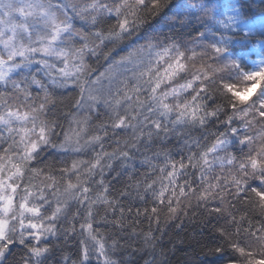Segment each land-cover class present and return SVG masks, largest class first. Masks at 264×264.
I'll list each match as a JSON object with an SVG mask.
<instances>
[{
  "label": "snow or ice",
  "instance_id": "1",
  "mask_svg": "<svg viewBox=\"0 0 264 264\" xmlns=\"http://www.w3.org/2000/svg\"><path fill=\"white\" fill-rule=\"evenodd\" d=\"M253 3L0 0V129L11 141L0 135V264H133L134 242L155 247L153 224L162 232L199 209L216 220L214 264H232L228 249L264 264V174L251 187L259 215L246 194L239 206L209 204L212 193L186 179L239 134L210 103L216 90L236 119L250 124L254 108L264 120V41L253 36L264 33V6L257 16ZM152 23L145 43L125 45ZM93 58L107 62L94 79ZM69 88L78 94L58 91ZM207 122L212 143L191 132ZM49 146L62 155L35 166Z\"/></svg>",
  "mask_w": 264,
  "mask_h": 264
},
{
  "label": "clouds",
  "instance_id": "2",
  "mask_svg": "<svg viewBox=\"0 0 264 264\" xmlns=\"http://www.w3.org/2000/svg\"><path fill=\"white\" fill-rule=\"evenodd\" d=\"M260 15V9L255 13ZM156 30V24H149L143 31L137 35L135 32L127 40V46L131 47L145 41ZM255 42L258 44L264 41V33H253ZM214 99L211 102L212 106L220 104L219 115L223 118L225 115H231L236 120V125L240 131L236 137H232L231 132L228 133L225 139H230V144L217 146V150L208 155V163L202 165L193 174L191 171L186 176V179L195 184L200 190L212 193L209 204L216 203L227 207L230 204L241 203V194H246L250 199V213L260 214L259 201L251 192V187L258 184L264 174V120H261L255 115V109L252 108V115L248 117L251 123H246L236 119V113H233L229 107L230 98L224 94L222 90H216L213 93ZM251 108V106H249ZM238 110L242 106H237ZM60 124L65 128L67 121L61 114L59 119ZM207 129H201L199 125L191 129L192 135H204L207 137V143H212V133L215 131L214 122H207ZM0 135H3L4 141L11 142L9 134L6 130L0 129ZM248 136L249 140L246 145H241L237 141L243 136ZM53 143H58L53 137ZM205 143L202 141V144ZM179 147H183L181 143ZM52 148L46 147L41 152V156ZM257 158L260 162V167L253 170L251 167V159ZM243 165V167H242ZM264 188V185H261ZM195 204V200H193ZM229 227V225H224ZM235 264H244L243 259L235 262Z\"/></svg>",
  "mask_w": 264,
  "mask_h": 264
},
{
  "label": "trees",
  "instance_id": "3",
  "mask_svg": "<svg viewBox=\"0 0 264 264\" xmlns=\"http://www.w3.org/2000/svg\"><path fill=\"white\" fill-rule=\"evenodd\" d=\"M264 6V0H254L251 6V11L256 13L260 7ZM145 43V41L140 42ZM128 42H125L127 45ZM126 47L121 46L117 49L116 53H113L116 58L119 55L126 53ZM118 53V54H117ZM93 67L95 71L92 74L94 79L99 72L104 71L107 67V62L102 58L99 62H95L93 58ZM59 92L65 95L76 96L78 89H60ZM211 103V102H210ZM99 111H103L102 106H99ZM97 113H93L96 115ZM6 144H0V149L6 147ZM169 147L174 149L173 154L177 155L175 148L178 147V142L173 139L169 141ZM60 153L54 152V150L45 152L37 161H34V165L38 167H44L46 163L52 162L53 157L59 158ZM115 183V181H113ZM119 186V185H118ZM127 201L125 200V204ZM139 201L136 202L137 206ZM191 211V210H190ZM199 214L193 217L191 220L183 218V223L180 220L169 221L167 225L162 223L161 227L163 231H158L155 224L152 225L153 235L156 238L154 241L155 247L143 246V240H139L133 243V248L128 249L131 255L126 258L131 260L133 264H214L215 257L208 255V247H215L218 242V233H213L211 225L216 223L214 217L204 216L203 209L198 210ZM201 219H206L207 224L201 223ZM180 224V227H176ZM141 227L147 231L149 228L148 222L145 220ZM75 242L70 247L75 250ZM136 249H139L136 251ZM228 255L231 257L232 264H235L239 260V257L232 253L231 249H228ZM124 253H118L114 258L123 256ZM95 264V260H93Z\"/></svg>",
  "mask_w": 264,
  "mask_h": 264
},
{
  "label": "rangeland",
  "instance_id": "4",
  "mask_svg": "<svg viewBox=\"0 0 264 264\" xmlns=\"http://www.w3.org/2000/svg\"><path fill=\"white\" fill-rule=\"evenodd\" d=\"M106 83V82H105ZM60 155H62V154H60Z\"/></svg>",
  "mask_w": 264,
  "mask_h": 264
}]
</instances>
